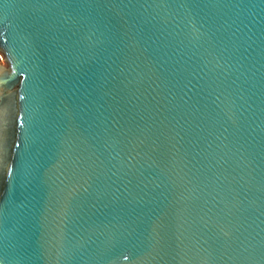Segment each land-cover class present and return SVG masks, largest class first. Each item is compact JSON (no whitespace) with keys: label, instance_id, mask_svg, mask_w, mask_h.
<instances>
[{"label":"water","instance_id":"water-1","mask_svg":"<svg viewBox=\"0 0 264 264\" xmlns=\"http://www.w3.org/2000/svg\"><path fill=\"white\" fill-rule=\"evenodd\" d=\"M0 264H264V0H0Z\"/></svg>","mask_w":264,"mask_h":264},{"label":"rangeland","instance_id":"rangeland-1","mask_svg":"<svg viewBox=\"0 0 264 264\" xmlns=\"http://www.w3.org/2000/svg\"><path fill=\"white\" fill-rule=\"evenodd\" d=\"M0 65H5V62H4V60H3L1 55H0Z\"/></svg>","mask_w":264,"mask_h":264}]
</instances>
